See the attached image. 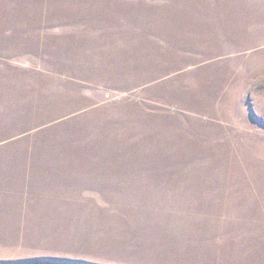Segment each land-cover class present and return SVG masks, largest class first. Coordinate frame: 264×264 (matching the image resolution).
Listing matches in <instances>:
<instances>
[{
    "label": "rangeland",
    "instance_id": "rangeland-1",
    "mask_svg": "<svg viewBox=\"0 0 264 264\" xmlns=\"http://www.w3.org/2000/svg\"><path fill=\"white\" fill-rule=\"evenodd\" d=\"M0 264H264V0H0Z\"/></svg>",
    "mask_w": 264,
    "mask_h": 264
}]
</instances>
